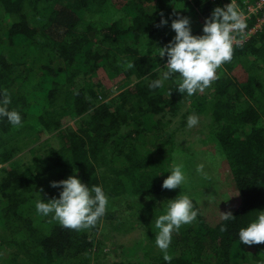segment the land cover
<instances>
[{
  "label": "trees",
  "instance_id": "obj_1",
  "mask_svg": "<svg viewBox=\"0 0 264 264\" xmlns=\"http://www.w3.org/2000/svg\"><path fill=\"white\" fill-rule=\"evenodd\" d=\"M117 1L0 0V90L22 117L21 126L0 119V264H264V243L238 236L264 211V24L189 96L177 91L178 74L149 87L167 62L157 49L175 36L173 20L189 18L192 34L202 35L212 10L230 0ZM256 22L248 18L247 28ZM120 75L116 87L103 82ZM209 147L235 193L215 194L208 174L187 173ZM176 164L185 184L163 189ZM71 175L108 197L93 227L66 228L36 211L38 194L58 198L51 182ZM179 194L197 216L173 233L165 261L155 219ZM123 197L129 209H115ZM214 201L232 205L234 219L215 222ZM109 230L139 234L128 246ZM111 252L122 259L109 262Z\"/></svg>",
  "mask_w": 264,
  "mask_h": 264
},
{
  "label": "clouds",
  "instance_id": "obj_2",
  "mask_svg": "<svg viewBox=\"0 0 264 264\" xmlns=\"http://www.w3.org/2000/svg\"><path fill=\"white\" fill-rule=\"evenodd\" d=\"M161 25L168 21L161 19ZM247 25L243 14L239 11L235 0L223 7H216L211 15L205 19L202 35H193L190 20L187 17L177 18L172 21L171 29L175 36L164 47L157 49L160 58L167 57V62L162 67L160 77L151 82L150 88L163 87L165 81L174 75H179L177 91L191 96L198 91H203L215 79L217 69L233 56V34L243 32ZM0 119L6 118L13 126L22 125L21 114L16 110H10L11 97L0 90ZM199 123V117L189 116L188 127H194ZM183 164H176L169 172L170 175L163 180L162 188L174 190L182 188L186 176ZM204 165L197 167L198 172H203ZM51 187L62 189L58 198L45 200L39 195L36 202V211L43 216L50 214L63 227L79 230L93 227L98 219L105 214L108 197L101 186L89 187L76 175L67 179L51 182ZM166 211L155 219L156 246L165 255V261H171L172 257L167 250L172 241V235L182 225L195 220L197 211L193 201L187 194H179L175 199L168 200ZM256 218L246 227L239 230V242L245 245L264 243V211H257ZM224 220H232L231 213L222 214Z\"/></svg>",
  "mask_w": 264,
  "mask_h": 264
},
{
  "label": "rangeland",
  "instance_id": "obj_3",
  "mask_svg": "<svg viewBox=\"0 0 264 264\" xmlns=\"http://www.w3.org/2000/svg\"><path fill=\"white\" fill-rule=\"evenodd\" d=\"M121 0H118L117 2L119 3ZM125 2V0L123 1ZM239 9V8H238ZM195 21H196V18H195ZM249 36V35H248ZM247 36V37H248ZM103 77L104 78V73H102V75H100L98 78L96 77V80H93V82L95 83V81H98L99 78ZM95 78V77H94ZM122 79V76H118L117 78L113 79V80H104L103 82L105 83L106 86H114L116 87L118 85V81ZM119 91V90H118ZM194 114L191 113L188 115L189 116H193ZM195 116V115H194ZM197 116V115H196ZM199 137V136H198ZM204 139H207V137L205 138H200L198 140L202 141H205ZM152 142H150L151 144ZM199 146V145H198ZM197 146V147H198ZM196 148V147H194ZM214 149V148H212ZM210 147L208 148L207 151H205L204 153H201L200 157L197 158L196 160L192 161L194 166H191V168L188 167V170H187V173H198L197 175H203V174H208V180H210V182H212V186H214L215 184H219V190L217 192H215V194H219V193H235V189H236V186L233 182L231 181H224L223 180V175L224 173H219L218 169L219 167H222L223 165V162L220 160L221 159V156L218 155V152H214V150H212ZM192 151V149H191ZM204 165V169H203V172H198L197 171V167L199 165ZM226 171L227 170V166H226ZM227 173V172H226ZM196 175V176H197ZM213 187H211L212 189ZM225 198V197H223ZM130 199L129 197H123L121 198L118 202H117V206L115 207L118 208V209H121L120 207H122V209H129L128 206H127V200ZM130 204V203H129ZM132 205H135V203H132ZM220 203L218 202H212L208 207H210L209 209L213 212L211 215L214 219L215 222H217L219 219H221L223 216L222 214L224 213H229L233 208L232 205L229 206V208H227V206H219ZM219 206V207H218ZM232 206V207H231ZM121 215V214H120ZM129 216V215H128ZM126 216V219H128ZM120 223V227H124L126 225V222H124V220H122V222H119ZM122 224V225H121ZM107 234H111L112 236H116V238L118 239V244L119 243H124L126 245H132V243L134 242V239H136V237H138V234L137 231H133L132 233H122V232H118V231H111L109 230L107 232ZM133 249V248H132ZM111 250H114L111 248V246H107L106 247V251H111ZM117 253L115 252H111V255H110V258H108V261L111 262L112 260L114 259H122V257L120 256V254L116 255ZM163 258H158L156 259L157 261H160L162 260Z\"/></svg>",
  "mask_w": 264,
  "mask_h": 264
},
{
  "label": "built area",
  "instance_id": "obj_4",
  "mask_svg": "<svg viewBox=\"0 0 264 264\" xmlns=\"http://www.w3.org/2000/svg\"><path fill=\"white\" fill-rule=\"evenodd\" d=\"M239 11L243 14L245 22L248 18L256 15L257 22L250 28H247L241 33L236 32L233 34V45L235 43H242L243 41L249 39L251 34L256 33L258 30L262 29L264 24V0H257V1H244V5L237 4ZM262 13V16H259V13ZM247 25V23H246ZM249 35V36H248ZM248 36V37H247Z\"/></svg>",
  "mask_w": 264,
  "mask_h": 264
}]
</instances>
